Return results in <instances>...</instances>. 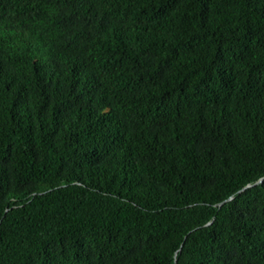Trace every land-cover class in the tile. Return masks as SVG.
<instances>
[{
  "label": "trees",
  "instance_id": "1",
  "mask_svg": "<svg viewBox=\"0 0 264 264\" xmlns=\"http://www.w3.org/2000/svg\"><path fill=\"white\" fill-rule=\"evenodd\" d=\"M262 177L264 0H0V264H264Z\"/></svg>",
  "mask_w": 264,
  "mask_h": 264
},
{
  "label": "water",
  "instance_id": "2",
  "mask_svg": "<svg viewBox=\"0 0 264 264\" xmlns=\"http://www.w3.org/2000/svg\"><path fill=\"white\" fill-rule=\"evenodd\" d=\"M263 179H264V177L260 178L255 184H259V183H261V182L263 181ZM255 184H253V185H255ZM253 185H247L246 187H244V188L241 189V190H244V189H246V188H248V187H251V186H253ZM219 205H221V204H219Z\"/></svg>",
  "mask_w": 264,
  "mask_h": 264
}]
</instances>
